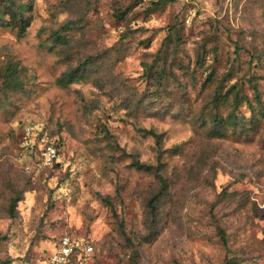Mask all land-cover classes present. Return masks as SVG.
<instances>
[{"label": "rangeland", "instance_id": "rangeland-1", "mask_svg": "<svg viewBox=\"0 0 264 264\" xmlns=\"http://www.w3.org/2000/svg\"><path fill=\"white\" fill-rule=\"evenodd\" d=\"M63 236L87 264H264V0H0V264Z\"/></svg>", "mask_w": 264, "mask_h": 264}, {"label": "built area", "instance_id": "built-area-1", "mask_svg": "<svg viewBox=\"0 0 264 264\" xmlns=\"http://www.w3.org/2000/svg\"><path fill=\"white\" fill-rule=\"evenodd\" d=\"M40 152L45 165L60 162L54 143H45ZM92 255L93 247L89 241L63 236L54 244L45 264H87Z\"/></svg>", "mask_w": 264, "mask_h": 264}, {"label": "trees", "instance_id": "trees-1", "mask_svg": "<svg viewBox=\"0 0 264 264\" xmlns=\"http://www.w3.org/2000/svg\"><path fill=\"white\" fill-rule=\"evenodd\" d=\"M3 15L8 17V25L11 27V29L16 30L18 35H22L26 29L29 27L30 23H31V17H22L21 13L19 12V9L13 8L12 6H10L9 4L4 5V11H3ZM163 70L160 71V73L157 76L158 79L162 80L163 79ZM74 78V77H73ZM74 79H79V77H76ZM255 88V87H253ZM234 89V86L230 87V89H228L226 91V93L222 94L219 96L220 98V103H223L225 101V99L227 98V94L230 92L229 90ZM255 90V89H254ZM257 97V96H256ZM238 94L235 93L234 94V100H238ZM256 102L259 103V99H256ZM227 118H234V110L230 111V113L227 115ZM222 119H213V124L214 126L216 125H221ZM148 133L155 139L156 144L159 145L160 143V136L155 134L153 131H148ZM132 166L138 170V171H143L146 173H151L154 171V167L150 166V165H145L142 164L138 161H135L132 163ZM15 203V200H12L10 202V207H13ZM233 261L228 262V264H232Z\"/></svg>", "mask_w": 264, "mask_h": 264}]
</instances>
